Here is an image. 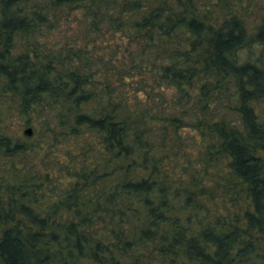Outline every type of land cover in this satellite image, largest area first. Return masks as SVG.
Listing matches in <instances>:
<instances>
[{
  "label": "trees",
  "instance_id": "1",
  "mask_svg": "<svg viewBox=\"0 0 264 264\" xmlns=\"http://www.w3.org/2000/svg\"><path fill=\"white\" fill-rule=\"evenodd\" d=\"M253 2L0 0V264H264Z\"/></svg>",
  "mask_w": 264,
  "mask_h": 264
},
{
  "label": "rangeland",
  "instance_id": "2",
  "mask_svg": "<svg viewBox=\"0 0 264 264\" xmlns=\"http://www.w3.org/2000/svg\"><path fill=\"white\" fill-rule=\"evenodd\" d=\"M245 6V5H244ZM239 14L241 18H243L244 24L248 30H252L256 25H258L261 21L264 20V0H254L251 5L246 6L244 9H240ZM13 128L16 130L17 135H21L23 129L15 125Z\"/></svg>",
  "mask_w": 264,
  "mask_h": 264
},
{
  "label": "water",
  "instance_id": "3",
  "mask_svg": "<svg viewBox=\"0 0 264 264\" xmlns=\"http://www.w3.org/2000/svg\"><path fill=\"white\" fill-rule=\"evenodd\" d=\"M22 133L24 136L29 137L32 134V130L30 127H25L23 128Z\"/></svg>",
  "mask_w": 264,
  "mask_h": 264
}]
</instances>
